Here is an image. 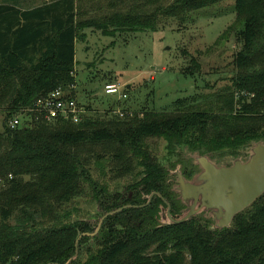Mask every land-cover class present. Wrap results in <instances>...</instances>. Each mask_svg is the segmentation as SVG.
<instances>
[{
	"label": "trees",
	"instance_id": "1",
	"mask_svg": "<svg viewBox=\"0 0 264 264\" xmlns=\"http://www.w3.org/2000/svg\"><path fill=\"white\" fill-rule=\"evenodd\" d=\"M93 1L52 0L32 8L0 3V264H83L79 247L91 238L101 245L84 264H264V195L230 227L212 229L197 216L162 223L164 198L177 201L166 183L168 170L148 144L159 137L171 149L184 142L205 154L264 141V0H234L236 18L216 42L235 35L236 73L206 108L180 98L172 110L96 119L85 106L78 123L26 113L46 93L76 85L75 45L88 28L111 36L154 31L162 18L185 20L224 0H109L110 9L90 16ZM192 63L186 70L194 74L200 63L195 57ZM21 113L23 122L11 127L10 119ZM109 174L136 179L127 195L116 193L100 205L104 214L122 209L96 232L72 220L74 203L108 194ZM154 191L161 196L147 204Z\"/></svg>",
	"mask_w": 264,
	"mask_h": 264
},
{
	"label": "rangeland",
	"instance_id": "2",
	"mask_svg": "<svg viewBox=\"0 0 264 264\" xmlns=\"http://www.w3.org/2000/svg\"><path fill=\"white\" fill-rule=\"evenodd\" d=\"M49 1L52 0H0V3L32 8ZM108 1L94 0L88 15L94 16L110 9L106 5ZM172 1L161 0L160 3L169 4ZM97 3L105 7L99 8ZM185 17V20L162 18L159 28L154 31H127L111 36L95 28L85 30L87 35L79 37L75 45L74 75L76 96L88 107L87 115L101 119L115 117L119 110L137 113L172 110L178 106L176 102L180 98L187 99L185 105L195 103L202 108L216 103L215 94L224 90L226 85H231V78L236 73L233 61L239 45L235 42V35L231 33L229 39L216 42L236 18L235 1L224 0ZM193 57L200 66L191 74L186 69L194 68ZM109 83L120 84L128 98L119 99L117 95L107 94L105 86ZM107 110L108 115H105ZM3 121L4 114L0 111V131L3 129ZM256 143V140H250L234 146L223 145L202 154L199 152L201 146L174 142V149H171L169 141L163 138L148 139L158 164L168 170L166 183L179 199L181 193L177 174L188 173L193 167L195 171L189 172L187 178L195 179L203 171L199 159L201 156H208L218 166H230L237 159L248 160ZM140 171L138 178L144 176L145 169ZM109 175L112 178L107 177L111 178L108 182V194L97 200L84 197L76 199L74 205L77 208L72 216L73 221L87 222L96 226L97 230L105 215L100 205L116 193L127 195L131 192L130 185L136 177L114 179ZM95 177L104 181L99 170L95 171ZM2 183L3 180L0 181V186ZM184 205L182 213L187 209L186 203ZM196 216L212 229L219 222L212 210H201ZM115 228L123 229L120 224H116ZM100 245L98 239L91 238L82 242L78 256L81 263H86L91 249L98 250Z\"/></svg>",
	"mask_w": 264,
	"mask_h": 264
},
{
	"label": "water",
	"instance_id": "3",
	"mask_svg": "<svg viewBox=\"0 0 264 264\" xmlns=\"http://www.w3.org/2000/svg\"><path fill=\"white\" fill-rule=\"evenodd\" d=\"M199 159L203 171L195 179L188 180L179 174L180 198L186 203L187 209L179 218H175L168 205V223H182L196 216L201 210H212L219 220L216 228L230 227L238 213L264 195V142L256 143L248 160L237 159L230 166H218L205 155ZM155 194L157 193L150 194L147 204ZM158 195L161 196L160 193ZM121 209L105 214L96 232L108 215Z\"/></svg>",
	"mask_w": 264,
	"mask_h": 264
},
{
	"label": "built area",
	"instance_id": "4",
	"mask_svg": "<svg viewBox=\"0 0 264 264\" xmlns=\"http://www.w3.org/2000/svg\"><path fill=\"white\" fill-rule=\"evenodd\" d=\"M72 89L76 90V85H72L71 89L58 87L45 95L41 96L34 105L24 111L33 112L37 116L43 117L47 121H56L58 119L71 120L78 123L82 120L83 115L86 113V108L81 103L76 95L72 94ZM106 93L117 95L119 99H127L128 94L122 86L117 83H109L105 86ZM23 113V112H22ZM19 114L10 120L11 127H17L23 122V115ZM121 117L133 115L131 110H119L118 113Z\"/></svg>",
	"mask_w": 264,
	"mask_h": 264
},
{
	"label": "flooded vegetation",
	"instance_id": "5",
	"mask_svg": "<svg viewBox=\"0 0 264 264\" xmlns=\"http://www.w3.org/2000/svg\"><path fill=\"white\" fill-rule=\"evenodd\" d=\"M195 170H194V168L192 167L189 171H188V173H186L185 172V174L183 173V176L185 177V178H187V175H189V172L190 173H193ZM177 176H179L178 174H177ZM188 179V178H187ZM179 184V183H178ZM172 191H173V189H172ZM154 192H156V191H154ZM174 192V191H173ZM157 194H155V195H158V192H156ZM175 193V192H174ZM155 195H154V197H155ZM158 196H160V195H158ZM153 197V198H154ZM153 198H152V200L149 202V203H151L152 201H153ZM175 199H176V201L177 202H175L174 204H171L167 199H165L164 198V202H165V205L166 206H164V207H161V210H160V213H159V216H158V220L160 221V222H162V223H164V221H166L165 223H168L169 222V215H168V210H169V206L168 205H170V213H171V215L173 216V214H172V212H174L175 214H178L179 212H181V211H183L184 210V208H185V205H184V201L183 200H181V199H179L178 197H175ZM174 217V216H173ZM168 221V222H167Z\"/></svg>",
	"mask_w": 264,
	"mask_h": 264
}]
</instances>
